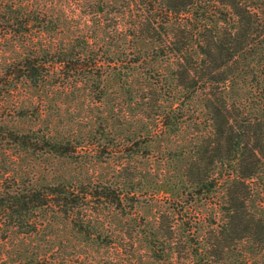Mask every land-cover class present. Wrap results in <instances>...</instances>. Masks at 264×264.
Segmentation results:
<instances>
[{"label":"trees","instance_id":"trees-1","mask_svg":"<svg viewBox=\"0 0 264 264\" xmlns=\"http://www.w3.org/2000/svg\"><path fill=\"white\" fill-rule=\"evenodd\" d=\"M0 225L264 264V0L0 1Z\"/></svg>","mask_w":264,"mask_h":264},{"label":"rangeland","instance_id":"rangeland-1","mask_svg":"<svg viewBox=\"0 0 264 264\" xmlns=\"http://www.w3.org/2000/svg\"><path fill=\"white\" fill-rule=\"evenodd\" d=\"M150 162L152 163V168H150L149 171L152 174H157L159 177L164 176V174L168 175L166 170H164L163 172L162 169H156V161L154 159H151ZM143 171L146 172L147 168H145ZM157 200L159 201L157 202L161 203L160 205L163 206L166 202L165 195L162 193L159 194L157 196ZM153 214H155V211ZM153 214H151V216L149 215L148 218L156 220V218H153ZM97 218L100 220V222H104L105 225H108L112 222V218H110V215L106 220H104L103 216L99 215L95 217V219ZM69 235V230L67 228H65L63 225H56L47 230H44V228H42L36 234L26 236V238H24L25 236L22 235L14 236V234H11L10 230H7L5 226L0 225V262L1 259H6V255L13 256L23 247L26 248L28 253H31L33 251L38 254L46 255L50 251L51 254L54 253L57 256V259H71L75 256L74 258L78 257V259L85 260L92 259L94 257L101 264H115L118 260L120 262L130 263L131 260L134 261V258H132L130 254L134 253L137 255V257L140 256L136 245L134 246V249L136 250H132L130 248L131 242L128 241L125 236H123L122 241L114 240V245L104 248L102 246H91L86 243H84L85 245H81L77 243L74 238L67 237ZM106 237L107 236H105V238ZM105 241H109L108 238H106ZM86 245L89 246L86 247ZM138 248H140V246H138ZM64 250L65 253L62 252ZM72 251H74V256L71 255V253H73ZM143 260L146 261V264L150 262L149 258L145 255H143ZM73 261L75 264H78L77 260ZM154 264L167 263L163 261H157V263Z\"/></svg>","mask_w":264,"mask_h":264}]
</instances>
